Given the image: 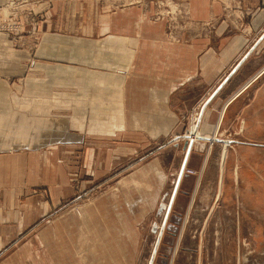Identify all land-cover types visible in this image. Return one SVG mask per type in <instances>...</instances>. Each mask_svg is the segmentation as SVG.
Wrapping results in <instances>:
<instances>
[{"label": "crops", "instance_id": "0c3cea01", "mask_svg": "<svg viewBox=\"0 0 264 264\" xmlns=\"http://www.w3.org/2000/svg\"><path fill=\"white\" fill-rule=\"evenodd\" d=\"M149 1L0 0V10L23 12L0 28V264H44L38 156L125 134L161 139L200 108L199 136L233 126L242 135L264 77V0H181L169 26ZM187 147L165 216L189 170Z\"/></svg>", "mask_w": 264, "mask_h": 264}, {"label": "rangeland", "instance_id": "374dc122", "mask_svg": "<svg viewBox=\"0 0 264 264\" xmlns=\"http://www.w3.org/2000/svg\"><path fill=\"white\" fill-rule=\"evenodd\" d=\"M184 3L147 4L169 26ZM15 5L4 11L15 22L0 28L19 23L23 12ZM259 84L241 136L233 126L205 137L200 127L201 141L193 143L189 137L200 108L161 139L125 134L103 148L93 144L57 159L54 152L38 156L39 196L45 200L40 209L48 212L41 219L49 234L42 235L44 264H264V77ZM186 143L194 151L187 152L189 170L183 165L181 175L188 173L166 223ZM157 167L164 176L161 187Z\"/></svg>", "mask_w": 264, "mask_h": 264}, {"label": "bare ground", "instance_id": "6f19581e", "mask_svg": "<svg viewBox=\"0 0 264 264\" xmlns=\"http://www.w3.org/2000/svg\"><path fill=\"white\" fill-rule=\"evenodd\" d=\"M5 12L4 11H2V10H0V23H3V22H5V21H10L11 23H14L15 22V20H16V18H14V16H12V15H10V14H7L6 16H5V14H4ZM10 24V23H9ZM204 108V107H203ZM200 116H198V118L196 119V123H195V125H194V127H193V138H192V141H193V143H195L196 141H197V139H201L202 137H200L199 135H198V128H199V124H200ZM217 137V136H216ZM215 137V138H216ZM189 138H191V137H189ZM213 140V139H212ZM201 141V140H200ZM193 145L192 144H190L189 143V145H188V152H189V155H190V153L193 151ZM189 157V156H188ZM185 166V165H184ZM184 168V167H183ZM187 168V166H185V169ZM185 174V173H184ZM183 174V175H184ZM182 175V176H183ZM169 214H170V212L168 211V214H167V216H166V219H165V222L167 223V220H168V217H169ZM164 222V223H165ZM163 230H164V228H163ZM163 230H162V233H163ZM162 233H160V234H162ZM158 246H159V244L157 245V247H156V250L158 249ZM154 256H155V253H154ZM154 256H153V258H154ZM153 260H155V258L153 259ZM150 264H154V261H151V263Z\"/></svg>", "mask_w": 264, "mask_h": 264}]
</instances>
